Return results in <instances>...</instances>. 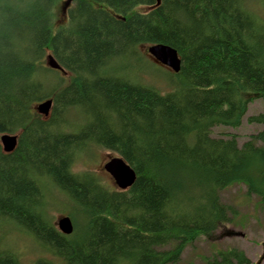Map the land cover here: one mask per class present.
<instances>
[{
  "label": "trees",
  "instance_id": "obj_1",
  "mask_svg": "<svg viewBox=\"0 0 264 264\" xmlns=\"http://www.w3.org/2000/svg\"><path fill=\"white\" fill-rule=\"evenodd\" d=\"M68 2L56 29L54 10ZM157 44L181 59L166 92L117 64L144 63L140 48ZM49 55L63 71L46 65ZM49 99L44 119L35 106ZM256 99L264 101V0H0V136L18 135L13 153L0 143V225L14 224L58 262L33 264H179L187 246L235 215L222 191L244 184L264 206V131L242 146L213 135L239 128ZM248 122L264 126V114ZM91 144L136 172L130 189L74 172ZM46 186L77 206L83 223L74 219L73 235L44 212ZM0 264L22 263L0 252ZM200 264L252 261L232 248Z\"/></svg>",
  "mask_w": 264,
  "mask_h": 264
},
{
  "label": "rangeland",
  "instance_id": "obj_2",
  "mask_svg": "<svg viewBox=\"0 0 264 264\" xmlns=\"http://www.w3.org/2000/svg\"><path fill=\"white\" fill-rule=\"evenodd\" d=\"M69 2L67 4L60 3L54 10L56 29L67 23V8L68 6L72 7V3ZM149 10V8H139V11L143 13ZM148 48H140V54L145 57V59H142L144 63L134 59L129 62L130 65L128 62L122 61L117 64H120L127 71L126 75L129 76L130 80L155 87L161 92L169 91L167 76L173 71L171 68L161 65L151 56ZM45 62L48 65V56ZM121 74L125 73L121 71ZM65 77V85H67L68 75H65ZM37 107L38 105L35 106L36 111ZM260 114H264V101L256 99L249 105L247 114L239 128L216 127L213 130V135L222 138L235 136L239 145L242 146L250 141L253 136L264 131L263 125L248 122L250 117ZM43 118L46 119L47 117L43 116ZM257 143L264 146L263 141ZM117 156V153L91 144L86 150L79 152L73 164V170L75 173L83 175L94 173L106 188L118 190L113 178L104 169V166ZM44 194V212L51 223L60 230V220L66 217L71 218L74 228L73 235L76 228L83 223L77 206L72 204L69 198L55 187L46 186ZM220 199L223 204L231 209L233 208L235 215L232 216L229 222L221 224L210 236H202L187 246L179 264H200L205 258L232 248L244 251L252 264H264V206L261 205L260 200L256 196H248L244 184H235L222 191ZM74 219L78 225L77 227ZM0 252H11L17 255L22 264H33L38 258L42 257L51 258L55 261L54 257L41 248L32 236L22 233L14 224L5 222L0 225ZM55 263L58 262L55 261Z\"/></svg>",
  "mask_w": 264,
  "mask_h": 264
},
{
  "label": "water",
  "instance_id": "obj_3",
  "mask_svg": "<svg viewBox=\"0 0 264 264\" xmlns=\"http://www.w3.org/2000/svg\"><path fill=\"white\" fill-rule=\"evenodd\" d=\"M149 52L164 66L172 68L176 73L180 71L181 59L178 52L168 46L156 45L149 48ZM48 66L51 69L63 71L59 63L52 56H48ZM53 100L49 99L40 103L37 111L44 116H49ZM4 152L7 154L13 153L18 146V135L5 134L1 137ZM105 170L113 177L117 186L122 190H127L132 187L137 179L136 172L128 165L121 157L111 159L106 165ZM61 226L65 227L66 233H71L73 225L69 218L61 222Z\"/></svg>",
  "mask_w": 264,
  "mask_h": 264
},
{
  "label": "bare ground",
  "instance_id": "obj_4",
  "mask_svg": "<svg viewBox=\"0 0 264 264\" xmlns=\"http://www.w3.org/2000/svg\"><path fill=\"white\" fill-rule=\"evenodd\" d=\"M54 23V22H53ZM157 45H163V44H157ZM153 46H156V45H153ZM153 46H149V48L150 47H153ZM164 46H167V45H164ZM168 47H170V46H168ZM149 48H148V52H149ZM170 48H172V47H170ZM173 49V48H172ZM175 50V49H174ZM150 53V52H149ZM150 55L151 56H153L151 53H150ZM179 55V54H178ZM155 59H156V57L155 56H153ZM157 60V59H156ZM158 61V60H157ZM159 62V61H158ZM172 69V68H171ZM172 71L173 72H175L173 69H172ZM45 102V101H44ZM43 103V102H42ZM52 107H53V104H52ZM52 107H51V110H50V114H51V111H52ZM50 114H49V116H44V115H42V116H44V117H47L46 119H48L49 117H50ZM3 135H5V134H3ZM3 135H1V137L3 136ZM1 137H0V140H1ZM0 143H1V141H0ZM1 145H2V143H1ZM2 147H3V145H2ZM4 150V149H3ZM66 218H69V217H66ZM66 218H63V219H61L60 220V222H59V228H60V231L62 232V233H64V234H66V235H70V234H72L73 233V230H72V232L71 233H66L65 232V227L64 226H61V222L64 220V219H66ZM70 219V221H71V218H69ZM71 223H72V221H71ZM73 225V224H72ZM74 229V228H73Z\"/></svg>",
  "mask_w": 264,
  "mask_h": 264
}]
</instances>
